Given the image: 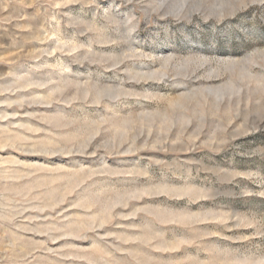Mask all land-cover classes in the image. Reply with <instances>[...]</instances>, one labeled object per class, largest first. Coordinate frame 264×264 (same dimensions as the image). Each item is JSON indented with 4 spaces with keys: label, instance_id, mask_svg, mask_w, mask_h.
<instances>
[{
    "label": "rangeland",
    "instance_id": "1",
    "mask_svg": "<svg viewBox=\"0 0 264 264\" xmlns=\"http://www.w3.org/2000/svg\"><path fill=\"white\" fill-rule=\"evenodd\" d=\"M0 264H264V0H0Z\"/></svg>",
    "mask_w": 264,
    "mask_h": 264
}]
</instances>
